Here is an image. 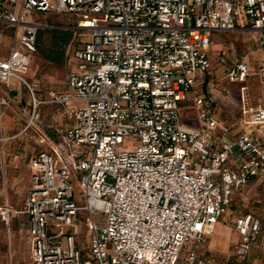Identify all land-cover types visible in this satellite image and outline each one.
Returning <instances> with one entry per match:
<instances>
[{"label":"built area","instance_id":"built-area-1","mask_svg":"<svg viewBox=\"0 0 264 264\" xmlns=\"http://www.w3.org/2000/svg\"><path fill=\"white\" fill-rule=\"evenodd\" d=\"M39 14L72 24L50 27ZM45 28L69 31L78 46L70 93L41 98L24 76ZM235 31L264 49V0H0V113L15 105V80L27 95L17 135L30 131L42 148L28 160L22 209L31 264H177L181 252L183 264L210 261L188 247L204 241L247 180L264 176L262 147L246 133L217 135L210 92L194 90L209 67L211 35ZM245 72L237 63L226 81ZM69 102L83 106L48 135L38 108ZM188 102L196 125L186 127L178 109ZM245 123L264 127V106ZM124 138L131 150L118 149ZM7 217L0 206V220ZM233 229L235 261L252 246L264 257L257 220L244 215Z\"/></svg>","mask_w":264,"mask_h":264},{"label":"crops","instance_id":"crops-1","mask_svg":"<svg viewBox=\"0 0 264 264\" xmlns=\"http://www.w3.org/2000/svg\"><path fill=\"white\" fill-rule=\"evenodd\" d=\"M210 39L211 44L207 49V60H210H208L209 67L205 74L197 78L194 86L195 94L206 97L210 92L212 96L211 107L213 110V117L216 121L215 133L217 135H219L221 131H225L230 138H234L240 133H246L264 150V145L262 144L263 139L260 138L262 134L261 136L256 134L258 132L261 133V130L264 132V127L245 123L249 110L256 106H264V49L254 44L252 35L247 31L214 33L211 35ZM72 51L70 55L67 56V59L65 60L63 57L60 63L62 64L65 61L68 67L67 75L76 70L75 61L71 55ZM219 57L224 59L223 63L218 61ZM237 63L245 66L246 72L244 79L242 81H226L230 87L224 94L219 95L212 85V82L216 78H212L214 75L221 74L224 75V79H226L225 74L227 71ZM67 75L62 82H48L47 85L38 86L31 81L30 85L34 94L41 98H46L49 90L56 93H70L66 83ZM29 80H31L30 77ZM15 86H17L18 89H16ZM23 89L24 88L17 81L11 80L10 91L15 96V105L3 109L0 113V206H5L8 210L6 221L0 220V264H31L30 241L27 234V218L22 213V209L31 175L28 160L37 152L41 151L42 148L36 145L35 136L30 131L17 135L22 127V119L17 113V107H25L27 103V95H23ZM17 90H19L18 93ZM3 94L4 88L0 83V95ZM74 103L76 102H69L63 106L41 105L38 108L44 130L48 135L52 134L53 128H65L73 122L72 111L75 108L72 104ZM217 103L221 108L238 109L239 118L235 125H227V116L222 115L220 107L217 108ZM187 105L191 106L188 102L181 107H186ZM242 111L245 112L244 115H241ZM191 121L193 122L192 124L183 125L180 118V122L183 126H195V110L194 119ZM18 153L20 155H18ZM263 177L264 176H261L259 178L261 179ZM253 180L255 179H249L245 184ZM234 195L231 197V200ZM223 215L213 225L216 223L224 225L225 222L220 221ZM244 215H250L252 219L257 220L250 213H245L234 218L232 225L237 218ZM258 224V240L264 241L262 224H260L259 221ZM213 225L206 232L205 239L201 244L190 245L188 249L194 251L198 256L204 257L202 253H205L206 250H203L201 246L211 235L214 228ZM228 232L231 237L227 240L226 247L229 245L233 247L238 241V235L234 229L232 232L229 230ZM231 257L236 264H264V257L254 246L251 247L247 257L241 262L234 260L233 253H231ZM214 259L216 262L208 259L210 261L207 264L226 263V259L223 256Z\"/></svg>","mask_w":264,"mask_h":264},{"label":"rangeland","instance_id":"rangeland-1","mask_svg":"<svg viewBox=\"0 0 264 264\" xmlns=\"http://www.w3.org/2000/svg\"><path fill=\"white\" fill-rule=\"evenodd\" d=\"M37 21L41 23H46L48 26H67L72 24V20L69 18H62L57 16H48V15H37ZM53 28H45L46 32H49ZM49 34L46 40H44L40 45L39 49H35L34 54L32 55L28 67L27 73L24 76L26 82L30 85V82L36 83L38 86L47 85L50 83H58L65 80V77L68 73V67L65 64V61L62 64H54L46 61L43 56L47 54L51 48V40H49ZM77 46L76 38L70 33V40L68 44L64 47L63 57L66 60L67 56L70 55L72 49ZM209 60V59H208ZM210 61V60H209ZM209 63V62H208ZM29 77L31 80H29ZM216 78V79H215ZM212 79H215L212 82L214 89L220 95L224 94L226 90L229 89V85L224 79V75L218 74L214 75ZM18 89L17 86H15ZM31 87V85H30ZM19 90H17V93ZM23 95H26V90L23 89ZM189 98V97H188ZM74 108H80L83 106L81 102H76L72 104ZM220 107L217 103V108ZM222 115L227 116L226 123L228 126L235 125L239 118V111L237 108H221ZM178 113L181 118L183 125H190L194 119V109L190 105L186 107H180ZM261 139H263L262 144L264 145V132L256 133ZM133 148L129 138H124L122 143L118 146L119 150H131ZM73 189L76 193H79V188L77 182L72 181ZM250 213L254 218H256L264 231V177L256 178L253 181L248 182L243 187L238 190L234 197L231 200L230 206L228 207L227 212L223 215L220 221H224V225L216 223L213 225V231L211 235L205 240V243L201 246L203 250H206L205 253H202L203 256L207 259L215 261L214 258L224 257L226 259L225 264H236L232 257V246L229 245L226 247L227 240L231 237L230 232L233 231L232 221L238 215ZM92 219L96 224L101 225L99 220V215L94 214ZM79 233L85 234V230L82 227H79ZM214 255V256H213ZM184 253L181 252L177 259V264H183ZM213 257V258H212ZM216 262V261H215ZM218 263V262H217Z\"/></svg>","mask_w":264,"mask_h":264},{"label":"trees","instance_id":"trees-1","mask_svg":"<svg viewBox=\"0 0 264 264\" xmlns=\"http://www.w3.org/2000/svg\"><path fill=\"white\" fill-rule=\"evenodd\" d=\"M48 33H50L51 48L43 58L48 62L60 64L63 60L64 47L70 40V32L60 29H51L49 32H46L45 29L37 30L35 34V49H39V45L47 39Z\"/></svg>","mask_w":264,"mask_h":264}]
</instances>
